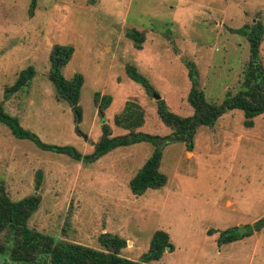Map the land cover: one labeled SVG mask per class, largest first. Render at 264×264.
<instances>
[{
  "label": "rangeland",
  "instance_id": "1",
  "mask_svg": "<svg viewBox=\"0 0 264 264\" xmlns=\"http://www.w3.org/2000/svg\"><path fill=\"white\" fill-rule=\"evenodd\" d=\"M256 18L264 29V0H0V104L40 142L70 145L82 155L92 152L102 123L112 136L130 131L113 123L128 101L141 112L132 131L166 135L171 128L158 118L153 94L187 116L192 85L213 103L237 92L248 48L232 29ZM133 33L141 35L139 48ZM54 44L72 47L63 77H82L77 123L46 75ZM258 52L264 69V30ZM28 65L34 69L28 85L5 98L4 87ZM102 95L110 100L100 116ZM251 120L247 126L240 109L227 110L196 128L190 150L175 140L159 145L165 181L139 194L128 181L150 155V143L83 161L14 137L0 123V188L11 200L37 195L26 224L58 241L101 249L97 236L109 232L125 240L119 255L138 260L152 233L163 230L171 250L144 264H264V223L217 243L220 231L246 232L264 216V112ZM0 264L21 263L0 254Z\"/></svg>",
  "mask_w": 264,
  "mask_h": 264
},
{
  "label": "trees",
  "instance_id": "2",
  "mask_svg": "<svg viewBox=\"0 0 264 264\" xmlns=\"http://www.w3.org/2000/svg\"><path fill=\"white\" fill-rule=\"evenodd\" d=\"M263 25L256 18L251 23H245L233 33L243 36L247 41L248 57L242 70L241 88L234 94L226 93L218 102L213 103L205 99L203 92L192 85L187 94V101L192 108L191 114L179 116L167 109L162 100L156 101V114L160 121L171 128V131L162 136L132 131L142 122L141 112L133 102L124 103L122 113L113 117V123L130 131L123 135L112 136L109 127L102 123L100 136L89 154H80L70 145H53L40 142L32 133L22 128L16 116L6 113L0 104V123L8 127L14 137L26 138L45 150L68 155L76 160L90 161L106 153L116 146L133 144L145 141L153 146L150 155L145 159L136 173L129 179L128 185L132 193L139 194L146 188L160 187L164 175L158 171L160 160L159 145L175 140L184 144L186 150L191 149L193 135L200 125H211L223 112L231 109H240L244 116V123L252 125V118L264 111V69L259 56V43L262 39ZM135 46L139 48L141 35H129ZM72 53L68 44H54L51 46L47 60V78L52 86L54 96L65 101L71 108L73 121L80 120V107L77 104L82 77L74 73L70 78H64L62 68L67 63ZM190 64V63H187ZM127 76L139 82L146 93H150L148 83L130 65H125ZM34 74L32 66L21 69L14 81L4 87L3 96L6 98L27 86ZM191 72L188 71V75ZM97 94L93 102L97 101ZM109 97L103 96L97 105L101 116L102 110L109 104ZM75 129L76 126H75ZM39 198L35 194L23 196L17 200L9 199L0 188V254H5L14 263L21 264H144L156 261L165 249L171 250L168 235L163 230H155L149 240L146 251L138 260H132L119 255V250L124 247L125 240L116 234L103 232L97 236L101 249L73 242L55 240L48 234L29 228L27 219L36 210ZM264 223V216L255 221L246 232L232 233L230 229L219 232L217 243L232 241L252 230L259 229Z\"/></svg>",
  "mask_w": 264,
  "mask_h": 264
},
{
  "label": "water",
  "instance_id": "3",
  "mask_svg": "<svg viewBox=\"0 0 264 264\" xmlns=\"http://www.w3.org/2000/svg\"><path fill=\"white\" fill-rule=\"evenodd\" d=\"M153 98L156 99V100H158L159 99V96L156 95V94H153Z\"/></svg>",
  "mask_w": 264,
  "mask_h": 264
},
{
  "label": "crops",
  "instance_id": "4",
  "mask_svg": "<svg viewBox=\"0 0 264 264\" xmlns=\"http://www.w3.org/2000/svg\"><path fill=\"white\" fill-rule=\"evenodd\" d=\"M264 112V111H263ZM253 124V123H252Z\"/></svg>",
  "mask_w": 264,
  "mask_h": 264
}]
</instances>
